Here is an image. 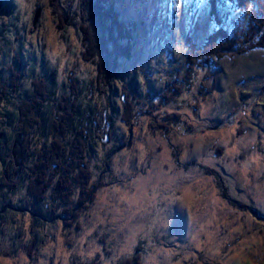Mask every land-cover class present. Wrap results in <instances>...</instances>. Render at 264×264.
I'll return each instance as SVG.
<instances>
[{
    "label": "rangeland",
    "instance_id": "1",
    "mask_svg": "<svg viewBox=\"0 0 264 264\" xmlns=\"http://www.w3.org/2000/svg\"><path fill=\"white\" fill-rule=\"evenodd\" d=\"M58 3L71 15L77 0ZM114 4L131 30L132 49L104 86L97 82L95 60L82 58L76 19L61 25L50 0H0V76L15 55L24 72L19 90L0 103V177L5 167L23 168L16 192L0 190V264H69L74 254L91 260L97 252L105 256L104 245L111 256L102 264H114L140 242L141 264H264V49L213 59L208 71L214 80L204 97L166 106L158 94L181 78L187 38L200 45L213 27L207 3ZM222 14L230 35L246 25L247 13L227 6ZM69 74L78 83L88 127L94 192L79 228L64 227L60 209L50 219L45 202L38 205L42 215L30 212L27 168L50 139L34 128L28 153L20 154L21 138L13 130L31 78L44 76L56 100L69 93ZM123 91L135 102L127 123L121 118ZM52 104L41 117L49 120ZM173 112L179 121L159 126ZM78 195L75 186L72 205Z\"/></svg>",
    "mask_w": 264,
    "mask_h": 264
},
{
    "label": "trees",
    "instance_id": "2",
    "mask_svg": "<svg viewBox=\"0 0 264 264\" xmlns=\"http://www.w3.org/2000/svg\"><path fill=\"white\" fill-rule=\"evenodd\" d=\"M204 1L208 5L213 27L200 45L187 38L181 78L173 80L158 94L166 106L180 108L195 94L204 97L210 89V82L214 80V72L208 71L213 59H221L229 53L243 54L254 48L264 49V0ZM50 5L58 9L61 25L69 18L76 19L84 48L82 58L95 60L97 82L107 86L112 73L119 67V58L130 57L132 49L131 30L119 18L114 0H77L71 15L66 9L60 8L58 0H50ZM227 6L247 13L246 25L241 26L233 35H230L222 14ZM20 65L21 60L15 55L7 68V74L0 76V103L7 100L9 93L19 90L24 75L23 66L21 69ZM68 79L69 93H60L56 100H52L53 93L47 79L41 75L32 77L29 94L18 100V116L13 130L21 138L22 148L19 153L23 149L28 153L30 139L27 137L34 128L37 129L34 131L40 130L41 134L46 131L50 139L47 148L36 150L27 168L25 197L31 200L27 202L30 212L42 215L38 205L45 202L50 219L56 217V211L60 209L63 226L74 225L79 228V216L87 208V201L93 200L94 192L89 187L91 170L86 155L89 132L79 109L80 90L72 75L69 74ZM125 91L122 92L121 118L127 123L135 115V102ZM50 102L53 104L51 116L47 120L41 117V113ZM165 118L167 122L158 124L167 129L172 122L179 121L180 115L173 112L166 114ZM12 168H4L0 177V190L6 188L8 192L14 193L20 187L23 168ZM212 174L216 177L213 171ZM217 181L221 188L220 178ZM75 186L79 189V195L72 205ZM221 191L228 198L223 186ZM230 202L246 208L233 199ZM252 212L259 216L258 211L252 209ZM102 248L104 257H110L106 245ZM104 257L97 252L88 260L74 254L70 256L69 264H102ZM142 260L143 242H140L131 255L118 259L114 264H141Z\"/></svg>",
    "mask_w": 264,
    "mask_h": 264
}]
</instances>
